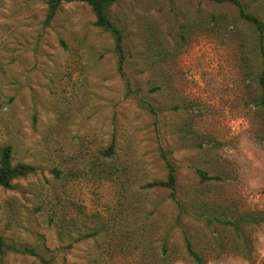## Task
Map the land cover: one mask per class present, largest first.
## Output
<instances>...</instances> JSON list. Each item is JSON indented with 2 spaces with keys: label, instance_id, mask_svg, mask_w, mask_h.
<instances>
[{
  "label": "rangeland",
  "instance_id": "374dc122",
  "mask_svg": "<svg viewBox=\"0 0 264 264\" xmlns=\"http://www.w3.org/2000/svg\"><path fill=\"white\" fill-rule=\"evenodd\" d=\"M48 2L0 0V155L37 169L0 187L3 239L53 264H197L188 244L203 264H264L255 28L231 4L118 0L122 76L91 7L65 3L46 24ZM241 2L264 21V0ZM169 163L184 211L144 188Z\"/></svg>",
  "mask_w": 264,
  "mask_h": 264
},
{
  "label": "trees",
  "instance_id": "16d2710c",
  "mask_svg": "<svg viewBox=\"0 0 264 264\" xmlns=\"http://www.w3.org/2000/svg\"><path fill=\"white\" fill-rule=\"evenodd\" d=\"M118 0H49L48 11L46 16V24H50L56 17L58 10L65 3L71 2H83L88 4L95 17L96 26L105 32L111 34L115 42V52L119 58L118 70L122 76L123 65L125 61L124 55V35L121 29H119L113 22L110 9ZM218 4H231L238 8L239 17L241 20L252 25L259 35L260 52L263 59V67L261 73L258 76L257 83L260 90V104L264 107V21H261L255 15L249 13L241 2V0H210ZM12 151L11 146H6L2 149L0 155V187L5 189L13 188V182L17 179L27 177L31 174L36 173V168L28 164H12ZM103 154L106 156H112L114 154V145L111 144L108 149H106ZM169 173L166 182H155L144 186V188L152 189L155 187H165L170 190V198L176 205L179 206L180 210L184 211L183 206L178 201L177 198V186H176V170L172 164H168ZM202 181H208V175L199 171ZM224 223V222H223ZM226 224H231L230 222H225ZM189 255L195 260L197 264H203L202 259L194 252L191 245L188 244ZM7 253L12 254H22L31 255L39 258L42 264H53L51 259H47L43 254L38 252L34 247L28 245L15 246L7 243L3 237L0 235V254L5 255Z\"/></svg>",
  "mask_w": 264,
  "mask_h": 264
}]
</instances>
